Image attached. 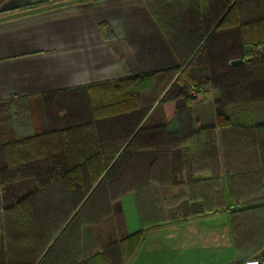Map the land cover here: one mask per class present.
Here are the masks:
<instances>
[{
  "label": "trees",
  "instance_id": "16d2710c",
  "mask_svg": "<svg viewBox=\"0 0 264 264\" xmlns=\"http://www.w3.org/2000/svg\"><path fill=\"white\" fill-rule=\"evenodd\" d=\"M69 1L34 3L0 19ZM143 2L177 67L46 93L34 99L36 105H0L7 114L0 113V264H48L63 258L68 264H109L98 250L116 241L112 204L130 195L141 224L119 240L123 264L143 242L149 224L145 211L158 215L152 226L181 218L182 208L183 219L232 208L236 251V220L262 213L264 154L256 147L264 151V123L252 122L248 104L224 106L217 100L214 123L202 125L193 118L191 89L247 82L250 100L261 98L257 87L264 81V36L257 40L244 34L247 28L264 33V0ZM99 29L117 54L107 38H114L109 27L101 23ZM238 59L241 64L230 65ZM169 102L174 104L172 118L156 120L157 109ZM15 120L25 128L21 135H13ZM200 131L219 139L226 190L217 184L219 175L207 180H213L209 185L194 180L197 171L191 165L185 184L174 182L176 153L186 148L191 156ZM208 190L213 199L198 201V194ZM245 206L250 207L239 209ZM85 242L94 254L64 256Z\"/></svg>",
  "mask_w": 264,
  "mask_h": 264
},
{
  "label": "crops",
  "instance_id": "0c3cea01",
  "mask_svg": "<svg viewBox=\"0 0 264 264\" xmlns=\"http://www.w3.org/2000/svg\"><path fill=\"white\" fill-rule=\"evenodd\" d=\"M47 1L51 0H0V15ZM101 23L112 32L114 38L107 35L108 41L116 45L117 54L122 56L126 69L101 34ZM246 31L245 38L249 36L258 40L264 36L259 28L254 33L252 29L249 31L247 28ZM260 53L261 48H258L257 54ZM177 66L175 54L143 0H71L0 19V105L12 101L36 105L34 99L46 93L119 80L126 73L140 75ZM207 86L210 90L195 99L193 104L196 112L193 110V118L198 123H214V102L217 100L224 106L248 104L252 122L255 125L264 123V81L257 87L261 98L254 102L250 100L247 82L217 90ZM170 103L156 113V120L165 122L172 118L174 104ZM0 113L7 116L6 108L1 106ZM15 123L13 135H21L25 128L19 121L15 120ZM216 136L211 131H200L190 147L191 156L186 148L178 150L173 172L175 183L185 184V170L191 165L197 171L193 174L194 180H205L202 183L208 184L213 180H207L219 175L217 184L226 190L225 161L220 146L216 145L219 143ZM256 149L258 154H264L263 147ZM213 197L209 190L203 191L198 194V201ZM246 207L250 206L239 209ZM183 210H178L181 218L152 226L150 222L158 215L145 211L149 224L145 226L142 244L128 264H242L250 259H264V209L257 216L254 213L252 217L236 220L238 251L235 250L233 236L232 208L196 214L186 219H183ZM112 215L116 241L98 251L109 264H123L119 240L137 232L141 224L134 197L130 195L115 201ZM83 216L85 218L86 214ZM88 249L85 242L81 247L67 249L64 256L74 258L83 253L88 257L95 253ZM61 262L60 259H52L48 264H66L69 261L63 258ZM86 264L103 263L94 261Z\"/></svg>",
  "mask_w": 264,
  "mask_h": 264
},
{
  "label": "built area",
  "instance_id": "2783aa9c",
  "mask_svg": "<svg viewBox=\"0 0 264 264\" xmlns=\"http://www.w3.org/2000/svg\"><path fill=\"white\" fill-rule=\"evenodd\" d=\"M210 88L208 86H204L202 88L199 89H191V94L195 97V99H199L200 96H203L204 93H206L207 91H209ZM242 264H264V259H250L245 261Z\"/></svg>",
  "mask_w": 264,
  "mask_h": 264
},
{
  "label": "water",
  "instance_id": "95a60500",
  "mask_svg": "<svg viewBox=\"0 0 264 264\" xmlns=\"http://www.w3.org/2000/svg\"><path fill=\"white\" fill-rule=\"evenodd\" d=\"M241 63H242V60H240V59L230 61V65H232V66L239 65Z\"/></svg>",
  "mask_w": 264,
  "mask_h": 264
},
{
  "label": "rangeland",
  "instance_id": "374dc122",
  "mask_svg": "<svg viewBox=\"0 0 264 264\" xmlns=\"http://www.w3.org/2000/svg\"><path fill=\"white\" fill-rule=\"evenodd\" d=\"M208 98H210V99H211V96H208ZM170 104H172V103H170ZM193 110H194V113H196V112H195V107H194V109H193ZM158 112H159V109H157V113H158Z\"/></svg>",
  "mask_w": 264,
  "mask_h": 264
}]
</instances>
